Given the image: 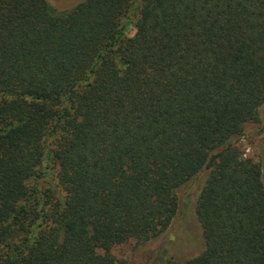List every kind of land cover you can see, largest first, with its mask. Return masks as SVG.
<instances>
[{"label":"trees","instance_id":"obj_1","mask_svg":"<svg viewBox=\"0 0 264 264\" xmlns=\"http://www.w3.org/2000/svg\"><path fill=\"white\" fill-rule=\"evenodd\" d=\"M0 0V264H125L207 171L205 247L264 264V0ZM132 26L135 33L127 37Z\"/></svg>","mask_w":264,"mask_h":264},{"label":"rangeland","instance_id":"obj_2","mask_svg":"<svg viewBox=\"0 0 264 264\" xmlns=\"http://www.w3.org/2000/svg\"><path fill=\"white\" fill-rule=\"evenodd\" d=\"M59 10H70L73 5L63 6L60 0H47ZM135 30L128 26L127 37ZM259 121L245 126L243 135L237 139V145L243 156L260 165L264 183V103L258 111ZM207 178V171L199 173L182 185L177 191L178 208L170 227L155 241L138 243L130 240L111 250L117 261L125 264H166L168 259L185 262L199 255L204 247L201 225L196 216V207L200 191Z\"/></svg>","mask_w":264,"mask_h":264}]
</instances>
